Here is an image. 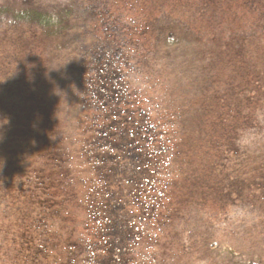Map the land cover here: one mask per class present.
Instances as JSON below:
<instances>
[{
	"label": "rangeland",
	"instance_id": "obj_1",
	"mask_svg": "<svg viewBox=\"0 0 264 264\" xmlns=\"http://www.w3.org/2000/svg\"><path fill=\"white\" fill-rule=\"evenodd\" d=\"M35 1L95 9L99 37L119 39L107 22L132 29L122 37L134 47L128 89L168 134L169 162L146 194L111 195L118 217L101 197L88 201L100 180L93 139L113 103L94 121L80 52L1 22L0 85L16 94L1 106L0 264H28L39 245L29 190L63 202L42 224L72 251L85 241L77 257L92 254L90 264H264V0ZM112 124L125 130V120Z\"/></svg>",
	"mask_w": 264,
	"mask_h": 264
},
{
	"label": "trees",
	"instance_id": "obj_2",
	"mask_svg": "<svg viewBox=\"0 0 264 264\" xmlns=\"http://www.w3.org/2000/svg\"><path fill=\"white\" fill-rule=\"evenodd\" d=\"M82 5L83 3L71 2L66 7L57 8L56 5H45L35 0H23L21 5L5 2L0 4V23L5 22L10 27L19 28L18 31L22 28L32 31L40 30L47 38L58 39L55 46L60 50L73 47L77 53L80 52L82 74L89 73L84 79V104L95 109L94 121L99 123L98 119L102 116L107 117L109 114L107 107L110 102L113 103L114 109L110 110L111 115L109 116L111 121L109 124L100 125L101 127L97 128L98 136L94 137L92 143V150L95 152V157L92 158L93 169L100 178L99 186H103V188L96 186L87 200L89 201L93 196V200L99 202L98 198L101 197L106 207L110 211L112 209L113 217H118L119 213L114 209L117 204L112 199L113 194L118 195L123 191V193H128L131 198L132 194H142V192L146 194L145 190L148 186L150 188V184L153 188L159 181V175L168 166L170 143L167 138L168 134L164 133L162 127L158 123L152 122L146 111L136 105V91L128 89L130 82L126 71L130 67L131 50L133 51L134 47H131L132 43L126 42L122 37L131 28L120 26L117 22L115 26L107 22L109 27L105 26L104 29L109 31L114 28V32L119 33V39L111 38L108 35L99 37L90 29L91 26L93 28L91 22L98 20L95 14L97 12L95 9L86 11ZM95 23L96 26H101V22ZM107 33L105 32V34ZM89 38L90 42H87ZM89 75L91 77L88 78ZM103 78H107V81ZM17 90L15 89L16 92ZM12 92L13 89H4L0 85V118L5 117L2 113V104L8 102L9 98L16 94L12 95ZM21 100L23 101V99ZM128 104L132 106L131 109L127 108ZM115 120L122 122L125 120L124 131L118 128L117 132H114L115 124L112 123ZM130 126L133 127L131 135H129ZM112 136H116L115 144L111 142ZM109 142L113 144L114 148L110 145L106 147ZM111 148L112 150H108ZM147 172L151 173V181L144 179V174L146 175ZM28 174L30 172H26V178L31 180ZM145 181H147L146 185ZM32 191H28L33 198L29 201L35 206L36 213L35 223H32L37 225L36 235L42 234V236L37 238L38 247L32 248V252L29 253L28 264H50V260L57 258L58 254L63 255L64 260L68 257L70 261L66 262L70 264L73 261L72 264H90L93 260L92 254H85L81 258L77 257L86 253L85 241L77 246L76 251H72L64 245L58 232L52 231L49 225L45 227L42 224L45 219L50 217L49 209L55 207L58 214L62 210L63 202L55 200L50 195L51 192H42L44 196H41L38 190H34L35 193ZM40 196L41 198L45 197V201L37 200ZM123 196L125 197V195ZM87 207L92 220L101 216L98 204L93 208L89 205ZM55 248L65 250L51 254ZM71 256H75L74 259H70ZM237 261L238 259L234 263ZM246 264L262 263L248 261Z\"/></svg>",
	"mask_w": 264,
	"mask_h": 264
},
{
	"label": "clouds",
	"instance_id": "obj_3",
	"mask_svg": "<svg viewBox=\"0 0 264 264\" xmlns=\"http://www.w3.org/2000/svg\"><path fill=\"white\" fill-rule=\"evenodd\" d=\"M246 143V142H245Z\"/></svg>",
	"mask_w": 264,
	"mask_h": 264
}]
</instances>
